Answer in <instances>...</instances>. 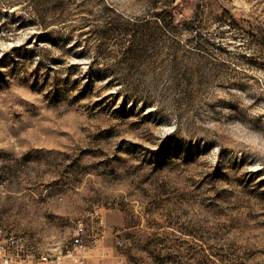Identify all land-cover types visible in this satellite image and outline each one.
<instances>
[{
	"label": "rangeland",
	"instance_id": "374dc122",
	"mask_svg": "<svg viewBox=\"0 0 264 264\" xmlns=\"http://www.w3.org/2000/svg\"><path fill=\"white\" fill-rule=\"evenodd\" d=\"M0 243L264 264V0H0Z\"/></svg>",
	"mask_w": 264,
	"mask_h": 264
},
{
	"label": "built area",
	"instance_id": "2783aa9c",
	"mask_svg": "<svg viewBox=\"0 0 264 264\" xmlns=\"http://www.w3.org/2000/svg\"><path fill=\"white\" fill-rule=\"evenodd\" d=\"M84 227L82 224H79L77 226V232L72 238V249L70 251V256L72 258V261L75 263H82L83 262V257L82 254H84L87 250V246L84 240ZM10 243H14V238L9 239ZM1 244V243H0ZM1 248L4 249L3 245ZM11 258L4 256L3 257V263L4 264H10Z\"/></svg>",
	"mask_w": 264,
	"mask_h": 264
}]
</instances>
